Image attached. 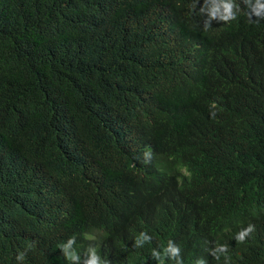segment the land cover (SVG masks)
<instances>
[{
  "label": "trees",
  "instance_id": "obj_1",
  "mask_svg": "<svg viewBox=\"0 0 264 264\" xmlns=\"http://www.w3.org/2000/svg\"><path fill=\"white\" fill-rule=\"evenodd\" d=\"M257 7L0 0V264H155L195 214L202 264H264Z\"/></svg>",
  "mask_w": 264,
  "mask_h": 264
},
{
  "label": "clouds",
  "instance_id": "obj_2",
  "mask_svg": "<svg viewBox=\"0 0 264 264\" xmlns=\"http://www.w3.org/2000/svg\"><path fill=\"white\" fill-rule=\"evenodd\" d=\"M262 10L264 4H259L258 0L256 14L260 15ZM224 19L227 20L229 17L225 16ZM252 231L254 226L249 225L238 234V241H243ZM141 235L145 240L152 238L153 249L150 257L156 259L155 264H202L208 256L207 224L200 214L173 222L165 231L154 230L151 238L144 233ZM220 250L224 251L226 248L221 246ZM89 264H97L95 255Z\"/></svg>",
  "mask_w": 264,
  "mask_h": 264
}]
</instances>
